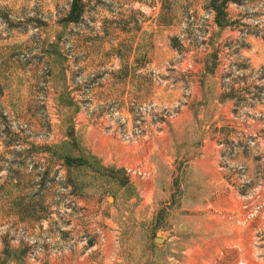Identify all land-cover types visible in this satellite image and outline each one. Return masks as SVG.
<instances>
[{
  "label": "rangeland",
  "instance_id": "374dc122",
  "mask_svg": "<svg viewBox=\"0 0 264 264\" xmlns=\"http://www.w3.org/2000/svg\"><path fill=\"white\" fill-rule=\"evenodd\" d=\"M70 3L0 0V264H264V0Z\"/></svg>",
  "mask_w": 264,
  "mask_h": 264
},
{
  "label": "trees",
  "instance_id": "16d2710c",
  "mask_svg": "<svg viewBox=\"0 0 264 264\" xmlns=\"http://www.w3.org/2000/svg\"><path fill=\"white\" fill-rule=\"evenodd\" d=\"M239 1L240 0H208V5L210 6L211 10H214L217 13V22L220 25H224V23L221 19V16H224L227 14L226 10H227L229 3L230 2H239ZM164 8L165 7L162 6V10L160 13H162ZM83 12H84V10H83L82 0H71L70 9H69L68 13L63 18H61V20H59V22H61L64 25H66L70 22H75L81 18ZM161 16H162V18H161ZM171 20H172L171 17H166V15H164V14L159 16V21L161 24L169 25V24H171ZM125 24H127L125 21H121V22L119 21L117 26H120L119 28L122 30H126ZM139 28H140V25L136 26V30H139ZM127 47L130 48L129 45L125 44V45H123V47H121L117 50L116 54L120 57L121 60L123 59L122 58L123 49L127 48ZM112 50H114V48H112ZM130 69L135 71V69H137V68L131 67V65L127 64V61L125 62V60H122L121 67L115 71H112V74H115L119 78H122V80H124L127 77V74H128ZM70 132H71L70 135L74 139L75 135L73 133V129L70 128ZM43 150L47 151L48 153H50V155H54L55 157H57L58 159H61L64 162V164L67 166V168L69 170V174H68L67 178H68L69 182L73 185H74V179L71 177L72 174H70V170L72 168L73 169H78V168L80 169L83 166L84 167L85 166L91 167V163H90L89 159L82 153V150L77 145H76V148L74 150L73 147L69 146V142L67 140L62 141L59 144L44 146ZM75 151L76 152L78 151L77 155H73V152H75ZM44 173H46V170L42 173V176H41L42 181L46 180V178H44L45 177ZM47 173H46V176H47ZM14 180H16V177L14 178ZM15 185L16 184H14L13 186H15ZM1 196H3V195L1 194ZM3 198H4V196H3ZM5 201H6V199H5ZM7 203H9L13 209L15 208L14 210L17 213L18 219L23 221L24 217L22 216V214H24V212L28 211L27 208H29V206L28 205L22 206L18 202L16 203V201L12 200V198ZM40 206L42 207L43 204ZM23 209H27V210H23ZM33 219H36V218L33 217Z\"/></svg>",
  "mask_w": 264,
  "mask_h": 264
},
{
  "label": "crops",
  "instance_id": "0c3cea01",
  "mask_svg": "<svg viewBox=\"0 0 264 264\" xmlns=\"http://www.w3.org/2000/svg\"><path fill=\"white\" fill-rule=\"evenodd\" d=\"M117 25V24H116ZM159 25H161V26H168V25H164V24H159ZM120 27V26H119ZM121 31H123L122 29H120ZM135 31H138V30H135ZM140 32V31H139ZM138 32V33H139ZM137 33V34H138ZM106 34H108V33H106ZM138 39H139V35H137L135 38H134V40L133 41H138ZM132 43V42H131ZM126 44V42L122 39V38H118L114 43H113V45H112V47L111 48H114V50H113V57L115 58V59H117L118 60V62H119V66L118 67H116L117 69H119L120 67H121V65H122V60L120 59V57L116 54L117 53V50L119 49V48H121V47H123V45H125ZM133 47H132V52H134V51H137L138 52V49L140 48V46L138 45V42H135V44L134 45H132ZM117 47V48H116ZM132 57V56H131ZM117 69H115V70H117ZM138 69V68H137ZM132 72H133V70L132 69H130L129 70V72H128V74H127V77L126 78H128L130 75H132ZM135 72H138V70H135ZM125 78V79H126ZM261 223V222H260ZM232 232H234V231H232ZM247 243H249V241H247ZM247 246H249V245H247Z\"/></svg>",
  "mask_w": 264,
  "mask_h": 264
},
{
  "label": "built area",
  "instance_id": "2783aa9c",
  "mask_svg": "<svg viewBox=\"0 0 264 264\" xmlns=\"http://www.w3.org/2000/svg\"><path fill=\"white\" fill-rule=\"evenodd\" d=\"M126 138L128 137L127 135L125 136ZM246 207H247V205H246ZM251 214V216H255V214L254 213H250ZM250 216V217H251ZM264 217V216H263ZM263 228H264V225H263ZM261 242H260V244L261 243H263V245H261L260 247H264V235H261Z\"/></svg>",
  "mask_w": 264,
  "mask_h": 264
},
{
  "label": "water",
  "instance_id": "95a60500",
  "mask_svg": "<svg viewBox=\"0 0 264 264\" xmlns=\"http://www.w3.org/2000/svg\"><path fill=\"white\" fill-rule=\"evenodd\" d=\"M109 199H112V197H109ZM161 240V238H159V237H155V239H154V241H160Z\"/></svg>",
  "mask_w": 264,
  "mask_h": 264
}]
</instances>
